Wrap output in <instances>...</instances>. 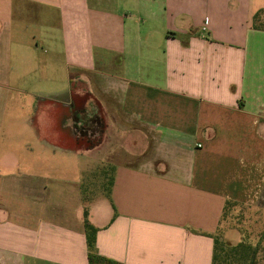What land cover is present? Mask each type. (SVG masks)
<instances>
[{
    "label": "crops",
    "instance_id": "obj_1",
    "mask_svg": "<svg viewBox=\"0 0 264 264\" xmlns=\"http://www.w3.org/2000/svg\"><path fill=\"white\" fill-rule=\"evenodd\" d=\"M80 72L108 202L85 213L61 162L0 170V264H88L86 220L119 264H213L226 204L264 192V0H0V141L31 134L10 104L66 107Z\"/></svg>",
    "mask_w": 264,
    "mask_h": 264
},
{
    "label": "rangeland",
    "instance_id": "obj_2",
    "mask_svg": "<svg viewBox=\"0 0 264 264\" xmlns=\"http://www.w3.org/2000/svg\"><path fill=\"white\" fill-rule=\"evenodd\" d=\"M54 12H51L52 16L58 14ZM52 55L53 47L45 46L40 59ZM67 70L69 71V66ZM39 74L41 75L42 71H39ZM86 77L88 76L85 73L80 72L79 77H74L71 84L67 80L66 107L63 103L59 106L38 98H34L33 108L24 106V109L20 107L17 110L10 104L7 112L17 113L21 117H26L28 111L33 112L34 117L28 123L31 134L20 135L23 131L21 127L17 133L9 137L4 136L0 141L1 155L4 157L8 155L7 161L12 165L0 168L4 174L15 178L17 175L24 177L32 170V163L45 161L52 165V174L57 175L63 168L58 169L53 165L56 166L59 162L66 165V175L58 176L82 181L81 187L85 191V213L94 206L106 205L108 202L106 177L109 178L106 172L91 168L90 165L96 160L92 161L91 156L85 154L90 145L89 135L92 132L90 122L96 119L97 111L100 110L99 115L102 114V120L107 123V114L90 91ZM70 93L73 94V101L69 99ZM63 117L66 118L65 125ZM8 139L10 141L7 142ZM45 142H49L50 145L47 147ZM54 145L61 148H54ZM19 186L23 188L26 184L20 183ZM14 203H19L18 198H15ZM214 238L216 244L213 264H250L253 254L256 264H264V192L257 203L226 205Z\"/></svg>",
    "mask_w": 264,
    "mask_h": 264
},
{
    "label": "trees",
    "instance_id": "obj_3",
    "mask_svg": "<svg viewBox=\"0 0 264 264\" xmlns=\"http://www.w3.org/2000/svg\"><path fill=\"white\" fill-rule=\"evenodd\" d=\"M228 204L229 203H227L226 205ZM84 225L86 231V242L89 250L88 264H119L112 259L100 256L94 252V245L96 242V235L98 230L93 225H91L90 222H88L87 220L85 221ZM252 256L253 257L250 264H256L254 254Z\"/></svg>",
    "mask_w": 264,
    "mask_h": 264
}]
</instances>
